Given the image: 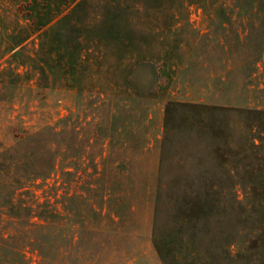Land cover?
I'll list each match as a JSON object with an SVG mask.
<instances>
[{"label": "rangeland", "instance_id": "rangeland-1", "mask_svg": "<svg viewBox=\"0 0 264 264\" xmlns=\"http://www.w3.org/2000/svg\"><path fill=\"white\" fill-rule=\"evenodd\" d=\"M188 102L264 109V0H0V161L56 156L23 201L57 264H264V154L220 165Z\"/></svg>", "mask_w": 264, "mask_h": 264}, {"label": "trees", "instance_id": "trees-1", "mask_svg": "<svg viewBox=\"0 0 264 264\" xmlns=\"http://www.w3.org/2000/svg\"><path fill=\"white\" fill-rule=\"evenodd\" d=\"M242 12L239 11V15ZM238 39L242 37L238 35ZM172 107L175 111L185 110L187 124L195 127L194 129L200 135L199 139L204 135L209 140L218 139L226 142L225 147L214 148L213 153L220 165L226 167L233 163H248L251 152L258 156L257 158L264 154V109L194 102L171 104ZM171 112L169 108L168 114ZM170 139L171 136L168 135L167 130L165 142ZM230 140L237 141L234 147ZM31 163L32 161L28 162L26 158H20L17 154L8 155L5 160L0 161V187L2 180L7 183V192L3 194L0 192V221L11 222L12 229L14 227V230L21 234H29L27 235L28 248H32L33 252L39 254L41 264H57V249H55L57 233L51 224L44 222L42 217L35 213L32 206L23 201V196L29 193L27 191L29 182L34 183L40 179L46 181L58 172L55 167L56 156L53 155L50 165L41 169L42 171H36V169L29 171L27 167ZM249 171H247L246 179L252 182L254 171ZM255 173H257L256 170ZM228 174L232 180H235L237 175L242 176L238 169L230 170ZM157 250L162 256V249L157 247ZM0 264H28V260L21 248L17 249L3 243L0 244Z\"/></svg>", "mask_w": 264, "mask_h": 264}]
</instances>
